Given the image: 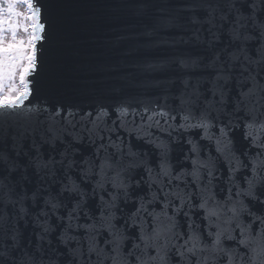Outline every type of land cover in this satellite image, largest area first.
<instances>
[{"label":"snow or ice","instance_id":"1","mask_svg":"<svg viewBox=\"0 0 264 264\" xmlns=\"http://www.w3.org/2000/svg\"><path fill=\"white\" fill-rule=\"evenodd\" d=\"M58 8L0 0V264H103L101 232L134 264H264V0L188 2L164 78L87 108Z\"/></svg>","mask_w":264,"mask_h":264},{"label":"water","instance_id":"2","mask_svg":"<svg viewBox=\"0 0 264 264\" xmlns=\"http://www.w3.org/2000/svg\"><path fill=\"white\" fill-rule=\"evenodd\" d=\"M56 2L59 5L56 28L61 50V90L68 102L87 108L93 102H109L115 95L114 89H122L129 96H141L144 93L141 84L148 83L154 77L164 78L170 71L168 58L174 55L176 47L172 40L177 38L178 26L183 23L185 9L192 0ZM215 157L216 153L212 151L209 158ZM217 167L220 165L217 164ZM221 174L224 180L216 184L215 191L223 205L218 211L222 220H227L232 213L227 211L231 205L225 204L227 188L231 186L225 182L226 167L217 172V175ZM239 177L240 174H237L236 183L240 182ZM221 189L225 191L221 193ZM221 196L225 199H221ZM159 211V208L155 209V212ZM243 223L246 224L247 220L244 219ZM155 226L163 233L167 221L162 217ZM78 239L81 237L78 236ZM106 239L102 232L96 236V247L101 250L102 257H112L103 264H113L114 260L116 264H134L128 252L135 250L128 240L113 252L103 242ZM163 239L161 235V242ZM95 261L93 255L92 264Z\"/></svg>","mask_w":264,"mask_h":264}]
</instances>
